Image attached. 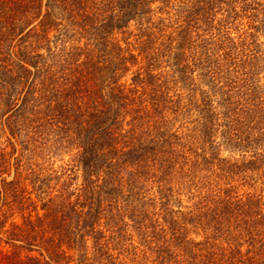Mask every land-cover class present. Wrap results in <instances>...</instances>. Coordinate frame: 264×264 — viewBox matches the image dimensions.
<instances>
[{
    "label": "trees",
    "instance_id": "trees-1",
    "mask_svg": "<svg viewBox=\"0 0 264 264\" xmlns=\"http://www.w3.org/2000/svg\"><path fill=\"white\" fill-rule=\"evenodd\" d=\"M263 38L264 0H0V264H264Z\"/></svg>",
    "mask_w": 264,
    "mask_h": 264
},
{
    "label": "rangeland",
    "instance_id": "rangeland-1",
    "mask_svg": "<svg viewBox=\"0 0 264 264\" xmlns=\"http://www.w3.org/2000/svg\"><path fill=\"white\" fill-rule=\"evenodd\" d=\"M63 152L64 151L59 152L58 155H55L54 156V158H55V160L57 162V165H61V164H64V163L68 162L72 158V156H73V153L72 152H68L66 154H64ZM227 154H229L228 151H225L224 155H227ZM236 156L238 157L239 156V153ZM258 185H259V188H260L261 184L259 182H258ZM245 189H247V187L243 188V190H245Z\"/></svg>",
    "mask_w": 264,
    "mask_h": 264
}]
</instances>
